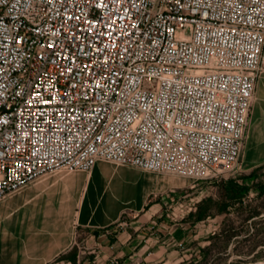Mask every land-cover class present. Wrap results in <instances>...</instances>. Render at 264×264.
I'll use <instances>...</instances> for the list:
<instances>
[{"label": "built area", "instance_id": "obj_1", "mask_svg": "<svg viewBox=\"0 0 264 264\" xmlns=\"http://www.w3.org/2000/svg\"><path fill=\"white\" fill-rule=\"evenodd\" d=\"M261 74L264 0H0V200L97 160L214 179Z\"/></svg>", "mask_w": 264, "mask_h": 264}, {"label": "crops", "instance_id": "obj_2", "mask_svg": "<svg viewBox=\"0 0 264 264\" xmlns=\"http://www.w3.org/2000/svg\"><path fill=\"white\" fill-rule=\"evenodd\" d=\"M242 159L245 169L264 162V74ZM208 181L106 160L46 173L0 200V264H197L220 221L213 206L198 216L216 197ZM180 194L193 208L177 206Z\"/></svg>", "mask_w": 264, "mask_h": 264}, {"label": "rangeland", "instance_id": "obj_3", "mask_svg": "<svg viewBox=\"0 0 264 264\" xmlns=\"http://www.w3.org/2000/svg\"><path fill=\"white\" fill-rule=\"evenodd\" d=\"M242 164L246 162L240 155L237 167L214 179H205L212 180L207 184L214 185L210 192H215V200L221 192L225 194L230 213L225 217V212L212 204L214 211L220 212V221L214 231L217 236L206 245L209 249L201 264H264V162L250 169ZM228 179L249 186L248 192L239 194L218 186Z\"/></svg>", "mask_w": 264, "mask_h": 264}, {"label": "trees", "instance_id": "obj_4", "mask_svg": "<svg viewBox=\"0 0 264 264\" xmlns=\"http://www.w3.org/2000/svg\"><path fill=\"white\" fill-rule=\"evenodd\" d=\"M218 186L220 188H223L226 191L227 190H231V191L233 190L234 192L239 193V194H243V193L246 194L248 192V189H249V186L239 184L238 182L234 181L233 179L225 180V181L219 183ZM212 204L218 205L220 207V209L225 212V214H226L225 217H228L227 215L230 213L229 212L230 202H228L226 200L225 194H223L222 192L219 195V198L216 200L213 198H207L206 200H204V204L202 205V207H200V210H202V212L198 211L199 212L198 216H202L204 210L209 208V207H212L213 206ZM216 236H217L216 232H213L209 236L210 242ZM208 249L209 248H205V247L202 249L203 255H202L201 260L199 261V264H201V262L205 258V255H206V252ZM71 260H72V264H74L75 263V255L71 256Z\"/></svg>", "mask_w": 264, "mask_h": 264}]
</instances>
